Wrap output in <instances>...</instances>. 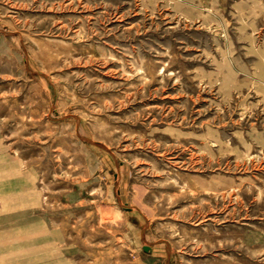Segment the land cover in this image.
<instances>
[{
    "label": "rangeland",
    "instance_id": "obj_1",
    "mask_svg": "<svg viewBox=\"0 0 264 264\" xmlns=\"http://www.w3.org/2000/svg\"><path fill=\"white\" fill-rule=\"evenodd\" d=\"M6 162L0 264H264V0H0Z\"/></svg>",
    "mask_w": 264,
    "mask_h": 264
},
{
    "label": "bare ground",
    "instance_id": "obj_2",
    "mask_svg": "<svg viewBox=\"0 0 264 264\" xmlns=\"http://www.w3.org/2000/svg\"><path fill=\"white\" fill-rule=\"evenodd\" d=\"M8 165V162L0 164V194H3V196H5L4 201L8 204L7 206H14L15 204L25 203L26 201H28V199L25 198L28 194V187L27 184H25L24 180L25 178L20 175L21 173H18L16 171L17 168L14 167V165H9V167ZM8 188L13 191L9 193L7 191ZM36 194L38 193L36 192ZM40 228L41 227L38 224L24 225L18 228L20 231L18 235H16L17 237L15 238L17 241H13V235L16 232L12 234L13 237H9L6 240L2 239L0 244L5 243L6 247L3 248L9 251L6 255L2 257H12L14 259L17 258L15 260L17 261L19 257L25 256L28 262L33 261L36 258H45L42 254V251L51 248V242L49 237L45 236V233L43 234L42 239L41 237H36L39 233L42 234L44 232H40ZM17 247H19V249H16Z\"/></svg>",
    "mask_w": 264,
    "mask_h": 264
},
{
    "label": "water",
    "instance_id": "obj_3",
    "mask_svg": "<svg viewBox=\"0 0 264 264\" xmlns=\"http://www.w3.org/2000/svg\"><path fill=\"white\" fill-rule=\"evenodd\" d=\"M144 248H145V250H147V246H145Z\"/></svg>",
    "mask_w": 264,
    "mask_h": 264
}]
</instances>
